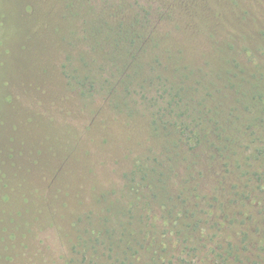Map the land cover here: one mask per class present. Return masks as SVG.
Listing matches in <instances>:
<instances>
[{
	"label": "rangeland",
	"instance_id": "obj_1",
	"mask_svg": "<svg viewBox=\"0 0 264 264\" xmlns=\"http://www.w3.org/2000/svg\"><path fill=\"white\" fill-rule=\"evenodd\" d=\"M138 65L142 75L154 67L204 86L223 76L198 107L202 142L186 132L181 159L166 164L175 193L167 202L144 196L151 183L138 198L127 188L137 160L162 140L152 132L153 108L127 99L120 80ZM259 73L264 0H0V264H89L90 253L83 260L73 243L93 238L96 216L121 210L134 214L136 248L158 253V264H264V175L240 197L255 186L247 172L264 167V112L236 110L234 95ZM85 74L95 86L74 79ZM213 105L235 108L220 131L206 114ZM254 114L250 126L245 117ZM211 138L232 141L229 151ZM114 258L101 261L121 264Z\"/></svg>",
	"mask_w": 264,
	"mask_h": 264
},
{
	"label": "trees",
	"instance_id": "obj_2",
	"mask_svg": "<svg viewBox=\"0 0 264 264\" xmlns=\"http://www.w3.org/2000/svg\"><path fill=\"white\" fill-rule=\"evenodd\" d=\"M225 62L229 64L230 60H225ZM102 67L103 65H100V69ZM136 68V70H134L132 73H128L120 80L121 82H124V90L126 92L127 99L129 96L131 97L130 101L143 103L144 107L146 108H153V111L151 113V124L153 125L152 132L157 137L161 136L162 140L161 143L157 145V148L150 147L149 152L152 155L145 154L137 160L132 171V177L130 178L131 184H129L130 186L128 185L129 187L127 188L129 190H135L137 193L136 198H138L140 193H142L140 188L142 186H145V188H147V185L151 183L154 192H151L152 194L145 192L144 196L152 200L156 199L157 197H162V201L167 202L166 195H173L175 193L170 190V179L168 178L167 173V171H172L173 168H171V166L166 167V164L172 163L173 160L177 161L181 159L180 155L184 153L182 146L183 141L181 140L185 136H187L186 132L192 134V139L197 140L199 143L202 142L205 135H203L200 130L196 129L198 120L201 119L199 118L198 113L199 110L203 108V106L201 105L203 101L206 100V96L208 99L214 92L212 88L216 83L213 79L217 77L221 78L223 76L221 74H219V76H216V74L210 75V80L205 81L206 86H204L202 84L203 78L201 77H193L192 80L188 82L189 77L186 75H183V77H178L177 75L166 76L162 74V72H156L154 67H151V74L142 75L139 71V65L138 67L136 66ZM225 69L226 68H222L218 71L219 73H222ZM228 73H231L230 69L225 71V75H228ZM112 75L115 76L114 73ZM233 77V75L226 76L227 83L225 84V86L228 89H231L230 87L234 86ZM74 79H78L79 84L81 83L85 87H90L92 85L95 86L96 82V78L90 77L86 74L76 76ZM245 82L246 85L244 83H239L238 89L236 90V92H234V95H236L238 101L237 103L241 104L236 105V110H239L243 107L245 110L250 111V107H252L253 105H259V107H257V112H264V74L259 73L258 75H253L250 79L245 80ZM146 85H149L152 88H147ZM202 86L204 89H206V91L202 93L204 95L201 94L202 96H200V98H197L195 96V92L201 91L199 87L202 88ZM139 90H141L140 93ZM133 95H137V98L133 97ZM1 100L2 98H0V101ZM127 101L130 102L129 100ZM115 106L118 108L120 107V104L117 102ZM231 108L228 112L225 111V108H219L217 107V105H213L211 107L209 106L208 108H206V114L209 116V120L214 125H217L219 131L221 130L220 128L223 129V122H227L226 120H229V116L232 115L231 112L235 108ZM258 115L259 114L249 115L246 116L245 119L249 121L250 126H253L258 121V117H260ZM212 139L213 138H211L210 140ZM188 140H190L189 137L186 139V143H190ZM231 140L233 139L231 138ZM212 143L213 145L217 144L216 149L219 145L222 151H229L230 143H232V141L228 142L227 140L221 143L217 139H213ZM263 149L264 148H258L257 154L262 153L259 155H262L264 159ZM159 150H161L162 154L161 160L159 159ZM237 166L240 168L239 170H243L242 165L239 166V163H237ZM260 166H264V163H262ZM197 172L199 173L198 170ZM262 175H264V167H257V169L255 168L254 170H252V172H247V174L245 175L246 178L251 177V179H249L255 186L249 189L248 187H245V190L242 194H240V197L245 196V193L247 192L253 191V188L255 187L260 188L258 185V180ZM254 176H256L257 182L256 180L253 181L255 179ZM188 180L190 181L191 178L188 177L186 180H183V183L187 182ZM183 183H181V186L183 185ZM188 183L189 182H187L186 184ZM183 187L185 188V186ZM184 188L178 189L182 194L179 193L178 195H176L177 198H182L180 203L185 202V199L187 197L183 196ZM191 190L195 192L199 191L198 185L194 184ZM136 202L137 199H133L128 204L131 208H133L134 203ZM180 203L178 205L175 203L172 204V209H176V207L179 206ZM144 207L145 203H143V208ZM167 211L170 214H173L174 212L169 211V209ZM92 214L93 213L91 212V215ZM95 214L98 215L99 213L97 212ZM100 215L96 216L98 223L95 224L92 222L91 224V226H93V228L91 229L93 238L88 239V241L83 240L73 243V249L78 250V247L84 249L80 252L77 251L78 253H80L82 258L85 257L83 260H86V258H88V255L85 253H90L91 257L88 258L90 259L89 264H104V262L101 261L104 254V257L106 256V258L110 260H112V256H114V263L119 262L121 264H125L126 257L128 256V250L130 249L132 251V257H135L134 260H130L131 264H158V253H152L151 255L145 256V254L141 252V249H143L145 246L141 245V243L137 245L138 248H136L135 246L136 244L132 236L134 233V223L133 220H131L134 217L133 212H130L129 210H121L119 215L107 217L104 221L103 218L100 217ZM103 227L106 228V230H103ZM155 232L153 231L152 233L156 235V233L158 232ZM103 233H105L106 236L101 238L100 235H102ZM105 240H107L108 244L105 243ZM127 240H129L130 245L127 244ZM84 244L89 246L91 249L87 248V246H85ZM103 248H105L106 250V252L104 253L102 251ZM120 249H122L121 253L124 254V259L122 261H118ZM145 258H149L151 260L149 262H146L147 260L143 261V259ZM71 260L73 261L74 258H71ZM164 260L165 259L162 258V262L160 264L165 263ZM77 261H79V259H77Z\"/></svg>",
	"mask_w": 264,
	"mask_h": 264
}]
</instances>
